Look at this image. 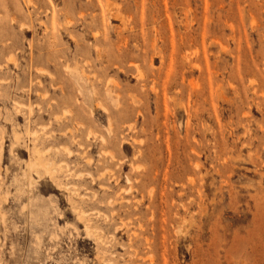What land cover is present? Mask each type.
Masks as SVG:
<instances>
[{
  "label": "rangeland",
  "instance_id": "obj_1",
  "mask_svg": "<svg viewBox=\"0 0 264 264\" xmlns=\"http://www.w3.org/2000/svg\"><path fill=\"white\" fill-rule=\"evenodd\" d=\"M0 264H264V0H0Z\"/></svg>",
  "mask_w": 264,
  "mask_h": 264
},
{
  "label": "bare ground",
  "instance_id": "obj_2",
  "mask_svg": "<svg viewBox=\"0 0 264 264\" xmlns=\"http://www.w3.org/2000/svg\"><path fill=\"white\" fill-rule=\"evenodd\" d=\"M238 139H239V138H238ZM32 162H33V161H32ZM32 162H31V163H32ZM36 164H37V163H36ZM28 177H29V176H28Z\"/></svg>",
  "mask_w": 264,
  "mask_h": 264
}]
</instances>
